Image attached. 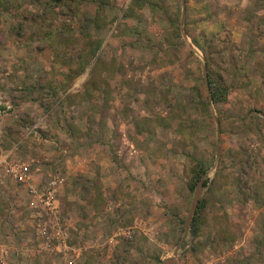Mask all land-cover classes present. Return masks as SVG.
Masks as SVG:
<instances>
[{"label":"rangeland","instance_id":"rangeland-1","mask_svg":"<svg viewBox=\"0 0 264 264\" xmlns=\"http://www.w3.org/2000/svg\"><path fill=\"white\" fill-rule=\"evenodd\" d=\"M0 94V264H264V0H0Z\"/></svg>","mask_w":264,"mask_h":264},{"label":"built area","instance_id":"built-area-1","mask_svg":"<svg viewBox=\"0 0 264 264\" xmlns=\"http://www.w3.org/2000/svg\"><path fill=\"white\" fill-rule=\"evenodd\" d=\"M5 99L6 98L0 94V119L5 114H9L12 111V106ZM3 173L5 177H8L21 185H26L31 180L30 168L28 164L23 162L7 163L3 169ZM58 184L59 181L56 178H53L46 183L42 191L37 192L33 189L30 190L32 194L37 196V202L39 204L37 207L38 212H36L34 219L37 223H40L43 230L45 224L48 223L54 224V228L59 229L56 227L59 217V207L57 203Z\"/></svg>","mask_w":264,"mask_h":264},{"label":"trees","instance_id":"trees-1","mask_svg":"<svg viewBox=\"0 0 264 264\" xmlns=\"http://www.w3.org/2000/svg\"><path fill=\"white\" fill-rule=\"evenodd\" d=\"M210 99L212 103L215 104L218 102L225 101L226 95L222 92L220 88L216 86V84L210 83ZM205 173H206V167L203 164L198 163L196 164V166H194V168L191 170V178L188 184V189L190 191H194L198 183L204 177ZM206 183L207 180L205 179L203 181V186H205ZM204 209H205L204 201L200 199L189 227V231L191 232L192 235L196 234L197 230L199 229L201 223L200 218L202 217V213Z\"/></svg>","mask_w":264,"mask_h":264},{"label":"water","instance_id":"water-1","mask_svg":"<svg viewBox=\"0 0 264 264\" xmlns=\"http://www.w3.org/2000/svg\"><path fill=\"white\" fill-rule=\"evenodd\" d=\"M204 77L206 78L205 71H204ZM202 189H203V180H201L198 183L197 187H196L194 199H193L189 214L187 216V219L185 221L184 231H183V234H182V236H181V238H180V240H179V242H178V244L176 246V250L174 252V256L177 254L178 249L180 248L181 244L183 243V240L185 238V234H186V232H187V230H188V228L190 226L192 217H193V215H194V213L196 211V208L198 206ZM172 263H173V259H168V260H165L162 264H172Z\"/></svg>","mask_w":264,"mask_h":264}]
</instances>
